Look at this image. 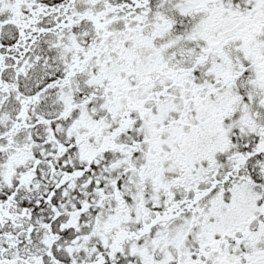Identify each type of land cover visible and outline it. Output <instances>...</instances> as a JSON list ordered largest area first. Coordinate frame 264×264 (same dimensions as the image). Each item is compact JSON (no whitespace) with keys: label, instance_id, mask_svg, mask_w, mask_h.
<instances>
[{"label":"snow or ice","instance_id":"1","mask_svg":"<svg viewBox=\"0 0 264 264\" xmlns=\"http://www.w3.org/2000/svg\"><path fill=\"white\" fill-rule=\"evenodd\" d=\"M0 264H264V0H0Z\"/></svg>","mask_w":264,"mask_h":264}]
</instances>
